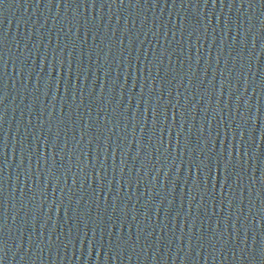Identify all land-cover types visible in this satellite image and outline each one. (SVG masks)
<instances>
[{
    "label": "water",
    "instance_id": "water-1",
    "mask_svg": "<svg viewBox=\"0 0 264 264\" xmlns=\"http://www.w3.org/2000/svg\"><path fill=\"white\" fill-rule=\"evenodd\" d=\"M0 264H264V0H0Z\"/></svg>",
    "mask_w": 264,
    "mask_h": 264
}]
</instances>
